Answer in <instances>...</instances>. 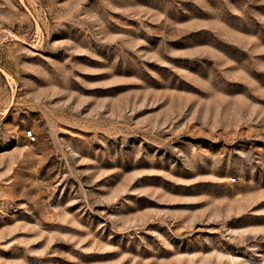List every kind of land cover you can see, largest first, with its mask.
<instances>
[{
  "label": "rangeland",
  "instance_id": "rangeland-1",
  "mask_svg": "<svg viewBox=\"0 0 264 264\" xmlns=\"http://www.w3.org/2000/svg\"><path fill=\"white\" fill-rule=\"evenodd\" d=\"M0 264H264V0H0Z\"/></svg>",
  "mask_w": 264,
  "mask_h": 264
},
{
  "label": "built area",
  "instance_id": "built-area-1",
  "mask_svg": "<svg viewBox=\"0 0 264 264\" xmlns=\"http://www.w3.org/2000/svg\"><path fill=\"white\" fill-rule=\"evenodd\" d=\"M26 135H27L28 139H30L31 141L34 140V137L32 136L31 132H27Z\"/></svg>",
  "mask_w": 264,
  "mask_h": 264
}]
</instances>
